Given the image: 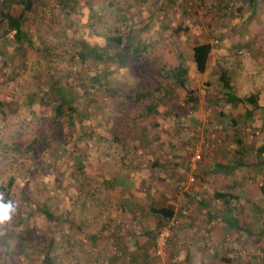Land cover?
<instances>
[{"label":"crops","instance_id":"crops-1","mask_svg":"<svg viewBox=\"0 0 264 264\" xmlns=\"http://www.w3.org/2000/svg\"><path fill=\"white\" fill-rule=\"evenodd\" d=\"M57 1L59 9L90 2L92 9L120 10L117 19L142 18L121 39L132 48H175L171 70H155L169 77L166 83L156 79L155 100L144 101L138 118L123 119V129L106 136L107 148L92 154L89 168L80 164L75 230L63 231L73 234V264L151 263L153 235L165 220L160 209L176 219L165 257L170 264H264V0H231L234 9H228L229 0H202V17L181 0H82L80 6L79 0ZM199 43L210 46L202 72L194 70L191 56ZM238 48L246 52L239 55ZM247 54L259 67L246 82L236 81L223 66ZM162 57L155 58L164 62ZM239 60L234 65H242ZM205 111L214 125L202 122ZM151 113L153 119L144 118ZM200 130L221 140L189 180L184 143ZM113 216L139 222L140 230L110 224ZM233 247L247 255L233 259Z\"/></svg>","mask_w":264,"mask_h":264},{"label":"rangeland","instance_id":"rangeland-1","mask_svg":"<svg viewBox=\"0 0 264 264\" xmlns=\"http://www.w3.org/2000/svg\"><path fill=\"white\" fill-rule=\"evenodd\" d=\"M33 2L21 26L25 38L0 40V192L17 205L12 219L0 224V264H73L75 251L68 250L79 210L75 201L80 164L89 168L92 154L107 148L106 136L123 129L121 121L130 120L144 101L155 100L151 88L156 79L166 83L169 78L157 76L155 70L162 65L166 74L171 70L175 48L158 43L129 46L130 61L117 65L105 34L122 39L127 27L142 18L117 19L115 12L120 10L92 9L86 1L78 9H59L57 0ZM18 10L19 5H14L11 11ZM80 40L98 47V53L83 65L65 51ZM162 55L164 62L156 60ZM182 56L186 57L185 51ZM239 59L242 65H234ZM112 67L116 76L105 78L101 70ZM223 67L234 80L240 77L246 82L259 63L250 54L234 55ZM98 78V85L89 90V80ZM50 79L57 81L76 108L89 111V119L82 120L81 126L77 120L72 127L62 122L60 131L52 120L44 93ZM135 94L140 102L139 98L134 101ZM147 116L154 118L152 113ZM42 207L53 216L44 215Z\"/></svg>","mask_w":264,"mask_h":264},{"label":"trees","instance_id":"trees-1","mask_svg":"<svg viewBox=\"0 0 264 264\" xmlns=\"http://www.w3.org/2000/svg\"><path fill=\"white\" fill-rule=\"evenodd\" d=\"M33 3V0H0V40L2 42H5V39L13 40V42H18L21 39L25 38V33L23 32L21 26L30 13L29 11L32 9ZM14 5H19V10L16 14L11 11ZM105 36L107 39V42L105 43L106 46L113 48L111 56L116 59L115 64L117 63V65H123L128 62V50L130 48V45L123 44L121 42L120 35L112 34L108 36V34L106 33ZM209 47L210 46L208 43H199L192 45L191 56L195 71L202 72L204 70ZM65 51L67 52V54L75 56V58L80 62V65H83V63H86L89 58H93L95 53H98V47L96 45H90L84 40H80L77 45H71L69 46V48H66ZM132 59H135V57H133ZM114 69L115 67H112L110 69H102L101 71L102 73H104L105 78H109L116 76L115 73H113L115 71ZM177 76H179V74H177ZM78 80L79 83L82 82L80 79ZM92 80H95V78H93ZM56 82L57 81L55 79H50V82L48 84V91H44V93L47 98V103L51 108V118L59 126V130L61 129L62 122H65L66 125L72 127L75 120L79 122V125L81 124L80 122L82 120H88L89 111L86 108H82L80 110L76 108L61 92ZM181 82L183 83V80ZM98 83L99 78L97 82H91L89 80V90L92 89L93 85H98ZM222 83L226 87L229 86L227 83ZM227 96L228 98L234 97L233 95H231V93H227ZM138 98L139 94H135L134 101H137ZM234 99L240 101L242 98L234 97ZM139 115L140 112L136 111L130 118L136 119L139 117ZM126 116L127 115H125V117ZM120 131V129H117L118 133ZM262 162L264 165V158L262 159ZM6 194L9 195V191H7ZM40 211L48 217L53 216L52 212L45 207L40 208ZM159 213L164 216L165 219L170 216L169 212H167L165 209H160Z\"/></svg>","mask_w":264,"mask_h":264},{"label":"built area","instance_id":"built-area-1","mask_svg":"<svg viewBox=\"0 0 264 264\" xmlns=\"http://www.w3.org/2000/svg\"><path fill=\"white\" fill-rule=\"evenodd\" d=\"M185 3L189 9L198 15H202V0H181ZM233 5L231 0L228 1V9H230ZM245 49L238 48L236 53L241 55L244 54ZM202 119L206 125H214V119L211 117V113L209 111H205ZM249 135L256 134V130H251L246 128ZM221 138L218 134H212L207 131L200 130L195 132L188 141L184 143V148L186 150V158H185V166L187 168L186 175L189 180L194 179V170L196 169L198 163L202 160L203 156L206 153L214 150ZM104 218H107L104 216ZM110 224L118 225V227L126 230H131L134 232H138L140 230V223L132 220H122L117 216H113L108 219ZM176 219L172 216H169L167 219L162 221V223L155 229L153 240H152V248H151V258L152 261L149 264H170V262L165 261V257L167 255V245L168 240L171 234L172 229L175 226ZM112 251L119 255L121 259L127 260L126 256H123L121 251L115 244L111 246ZM247 255V250L241 247H233L230 253V256L235 259H241Z\"/></svg>","mask_w":264,"mask_h":264},{"label":"clouds","instance_id":"clouds-1","mask_svg":"<svg viewBox=\"0 0 264 264\" xmlns=\"http://www.w3.org/2000/svg\"><path fill=\"white\" fill-rule=\"evenodd\" d=\"M16 208L17 205L11 200H6L5 194L0 192V224L10 221Z\"/></svg>","mask_w":264,"mask_h":264}]
</instances>
